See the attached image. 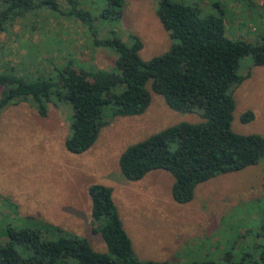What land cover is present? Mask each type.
<instances>
[{"label":"rangeland","instance_id":"obj_1","mask_svg":"<svg viewBox=\"0 0 264 264\" xmlns=\"http://www.w3.org/2000/svg\"><path fill=\"white\" fill-rule=\"evenodd\" d=\"M123 1L119 20H94L92 30L55 13L29 14L8 33L0 34V64L11 60L14 72L27 80L52 75L69 60L85 69L112 70L117 54L94 48L85 30L90 35L96 32L98 38L114 35L126 44L131 35L137 36L143 45L139 52L143 60L160 56L176 44L156 16L159 0ZM172 1L194 5L202 16L222 17L232 40L255 42L264 34V0ZM101 5L90 3L89 8L98 11ZM24 27H35V31L30 34ZM239 75L246 78L233 89L231 130L264 137V66L254 67L251 57H245ZM150 93L151 103L139 116L114 118L106 108L108 125L82 154H71L65 148L70 137L69 106L50 104L46 117H40L28 103L2 110L0 242L8 241V227H37L44 238L56 239L58 234L50 229L54 227L107 253L103 240L93 232L87 193L91 185H104L112 190L137 264H263L264 158L254 166L197 185L192 201L186 204L173 201V178L167 172L155 170L140 181H128L121 175L118 162L128 147L179 123L202 121L199 111L175 112L161 96ZM247 112L253 120L244 123L241 117ZM15 248L24 254L21 246Z\"/></svg>","mask_w":264,"mask_h":264},{"label":"trees","instance_id":"obj_2","mask_svg":"<svg viewBox=\"0 0 264 264\" xmlns=\"http://www.w3.org/2000/svg\"><path fill=\"white\" fill-rule=\"evenodd\" d=\"M62 1L0 0V34L8 33L29 14L37 17L42 11L92 30L94 20H119L124 4L123 0ZM95 2L102 4L98 11L94 6L89 8ZM156 16L176 44L149 60L139 56L143 45L135 35L126 44L114 35L98 38L96 32L90 35L85 30L94 48L117 54L112 70L85 69L69 60L52 75L50 72L27 80L14 72L11 60L3 61L0 112L10 105L28 103L40 117H46L50 104L69 106L70 137L65 148L71 154H82L108 125L106 108L111 109L110 117L114 118L139 116L151 103L150 91L161 96L175 112L199 111L200 123L183 122L154 134L128 147L118 162L121 175L128 181H140L155 170L167 172L173 178V201L186 204L192 201L197 185L254 166L264 158V137L231 130L233 89L246 78L239 75L240 61L251 57L252 66H264V34L255 42L232 40L226 34L222 17L202 16L198 7L172 0H159ZM25 29L30 34L35 31V27ZM252 120L251 112L241 117L244 123ZM87 193L93 232L101 237L107 253L95 251L86 239L58 228L50 227L58 237L47 239L37 227H8V241L0 242V264H137L111 188L91 185ZM261 233L264 237V223ZM15 245L21 246L24 254ZM260 258L264 264V249Z\"/></svg>","mask_w":264,"mask_h":264}]
</instances>
